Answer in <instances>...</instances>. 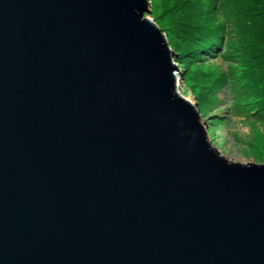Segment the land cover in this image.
<instances>
[{"label":"water","instance_id":"1","mask_svg":"<svg viewBox=\"0 0 264 264\" xmlns=\"http://www.w3.org/2000/svg\"><path fill=\"white\" fill-rule=\"evenodd\" d=\"M150 0H0V264H264V164L177 92Z\"/></svg>","mask_w":264,"mask_h":264},{"label":"rangeland","instance_id":"2","mask_svg":"<svg viewBox=\"0 0 264 264\" xmlns=\"http://www.w3.org/2000/svg\"><path fill=\"white\" fill-rule=\"evenodd\" d=\"M144 17L166 35L177 92L195 104L212 146L229 161L264 164V0H150ZM221 26V52L190 53Z\"/></svg>","mask_w":264,"mask_h":264},{"label":"trees","instance_id":"3","mask_svg":"<svg viewBox=\"0 0 264 264\" xmlns=\"http://www.w3.org/2000/svg\"><path fill=\"white\" fill-rule=\"evenodd\" d=\"M225 34V27H213L211 29V34L207 35L202 43H199V49L194 50V53L200 51V53L210 55L212 52L219 53L222 51V44L225 47V43L228 42V38ZM211 37V40H208Z\"/></svg>","mask_w":264,"mask_h":264},{"label":"bare ground","instance_id":"4","mask_svg":"<svg viewBox=\"0 0 264 264\" xmlns=\"http://www.w3.org/2000/svg\"><path fill=\"white\" fill-rule=\"evenodd\" d=\"M176 76V78H177V75H175ZM178 79V78H177Z\"/></svg>","mask_w":264,"mask_h":264}]
</instances>
